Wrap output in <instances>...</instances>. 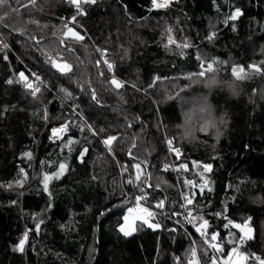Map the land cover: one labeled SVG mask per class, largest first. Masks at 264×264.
<instances>
[{"label":"trees","instance_id":"obj_1","mask_svg":"<svg viewBox=\"0 0 264 264\" xmlns=\"http://www.w3.org/2000/svg\"><path fill=\"white\" fill-rule=\"evenodd\" d=\"M8 5L11 10L0 6V17L9 11L0 19V264H178L177 256L179 264H186L193 240L206 264L214 252L208 248L205 254L207 246L185 220V208L180 207L185 194L194 201L193 214L204 215L210 229L220 233L225 249L232 246L228 233L238 239L239 231L231 225L225 229L226 221L214 213L227 207L229 219L243 222L250 216L254 239L242 250L264 257V73L238 81L235 95L223 85L208 89L200 82H183L194 98L206 96L213 117L224 115L227 120V127L219 125L218 136L210 128L193 143L179 140L177 126L183 117L177 94L172 92L170 100L164 96V83L175 73L198 71L192 69L199 63L197 52L227 62L215 73L221 81H233V63L264 61V0H173L162 9L152 8L151 0H94L82 2L83 15H77L69 0H8ZM235 7L243 15L224 24ZM66 24L84 39L61 45ZM169 27L181 44L187 38L185 55L164 47ZM210 31L216 32L211 41L205 39ZM97 49L107 52L102 57ZM49 57L70 63V72L61 74ZM103 58L114 64V73ZM21 70L41 89L36 97L17 82ZM113 74L123 82L120 89L108 82ZM153 76L162 79L148 88ZM93 90L99 103L92 99ZM65 122L68 131L49 140L51 128ZM106 135L117 136L111 152L103 143ZM165 137L174 138L181 148L179 159L168 151ZM82 148L88 151L80 160ZM24 152L31 157L22 156ZM194 159L213 165L208 172L211 191L205 187L201 192L197 186L192 193L184 185L186 178L200 182ZM61 160L69 167L58 179H50L49 197L43 191V173L55 171ZM135 163L145 170L137 182L131 167ZM181 163L188 164L187 171L176 167ZM20 168L27 173L23 185L7 187L19 178ZM140 189L148 193L142 203L157 213L154 220L162 227H140L138 221L137 231L124 236L117 224L142 194ZM125 195L127 204L122 203ZM13 200L17 203L11 204ZM160 200L163 208L156 206ZM104 209L110 211L100 216ZM25 230L28 239L18 252L13 246Z\"/></svg>","mask_w":264,"mask_h":264},{"label":"snow or ice","instance_id":"obj_2","mask_svg":"<svg viewBox=\"0 0 264 264\" xmlns=\"http://www.w3.org/2000/svg\"><path fill=\"white\" fill-rule=\"evenodd\" d=\"M30 3H34V0H29ZM83 3H94V0H69V3L74 5L77 9V15H83L84 10L81 7V4ZM173 0H151V6L154 9H162V8H167L172 4ZM215 2V0H213ZM0 6H6L11 10V6L8 5V0H0ZM14 11V10H12ZM9 15V11H4L3 17H7ZM243 15L241 7H235L230 15H228L225 20L223 21L224 24H229V21H236L239 17ZM3 17H0L2 19ZM61 19H64L63 17ZM71 21L76 20V16H72L69 18ZM32 23H39V21H31ZM231 28L233 31L236 30V24L232 23ZM14 31H20L19 28H14ZM53 35H56V31H53ZM61 36L64 39H60L59 43L61 45H65L66 40H74V41H82L84 39V36L77 30H75L73 27H69L67 24L64 25V29L61 31ZM216 32L215 31H210L208 32L207 36L205 39L211 41L215 38ZM34 39V37H33ZM170 45H175L177 49H180L179 54L181 56L185 55L184 51L182 49H187L190 47V44L187 41V38H185L184 42L181 44L178 42L174 35H173V29L172 27H169L166 32V40L164 42V47L168 48V50H172L169 48ZM4 48H8V44H3ZM101 53V56L103 57L104 53L107 52V49H97ZM125 54L126 50H125ZM59 56L60 54L57 53ZM196 60L199 62L198 63V71L195 72H188L185 73V78L191 80L193 83L199 81L202 83L206 88L212 89L214 87H219L221 85L227 87L231 92L235 95L236 93V88H235V81H243L247 79L251 74L255 73H264V67L261 65H264V61H261L259 63H249L247 66L243 64H236L233 63L231 64L230 71H231V76L234 78L233 81H221L217 79L215 73L218 70V67L220 64L224 63L226 64V61H220L218 58L213 57L211 59H205L202 57V55L197 52L196 54ZM4 59L7 60L8 57L5 55ZM49 62L51 63L52 67L57 69L61 74H67L70 72L72 65L68 63L67 61H58L56 58L49 57ZM97 65L101 64L100 60H97ZM103 64L107 66V70L110 73H114V64L110 62L108 59L103 58ZM103 75V73H101ZM31 76L35 80H41L40 75H38L36 72H32ZM18 77L19 80L17 81L18 83H22L23 87L25 89H28L30 91L31 96L36 97L37 94L41 91L39 87H37L34 83L33 80L29 79V76L25 74V71L21 70L18 72ZM162 79L159 76H153L152 82L148 84V88H152L153 85L158 81ZM8 83H12V79L9 78L7 81ZM110 85H112L115 89H120L123 87V82L119 80L115 74L111 76V79L108 81ZM134 88L136 87L135 84L132 85ZM190 85L189 84H184L183 88H188ZM65 95H71L68 93L67 89H61ZM143 91V89H140ZM92 99L95 100L97 103H99V100H97L96 93L93 90L91 93ZM165 98L170 100L172 99L171 95H168L167 92L164 94ZM156 103V101H154ZM75 107V105L73 106ZM201 112L206 113V118L204 122L200 125L199 130L203 132L209 131L211 128L212 130L215 131L216 135H219V125H223L224 127H227V120L225 117L221 116L219 117L218 121L217 118L212 116L211 109L207 105H205L202 109ZM47 110L45 109L44 112V119H47ZM131 126V125H129ZM88 128L90 131L93 132V134H96V130L92 129L91 125H88ZM68 131V125L67 122L61 123L58 127H52L51 128V135L48 137L49 140L59 139L62 137V135ZM100 131H103L101 129ZM186 136H191V130L186 129L185 132ZM182 139L184 138L183 136L181 137ZM117 139V136L115 135H106L105 138L103 139V143L108 146V150L111 152L112 148L111 145L113 142ZM72 143V139H68V144L70 145ZM164 143L167 146V149L170 153H173L177 159L181 156V148L179 146L174 145V138H168L165 137ZM135 147V145H133ZM245 147H248V145H245ZM88 151L87 148H82L80 150V155L77 157V159L82 160L85 153ZM22 156L25 157H31V152H24L21 154ZM128 155L131 156L132 152L129 151ZM44 162L41 161V164ZM50 164L54 163L52 161H49ZM192 167L194 169L199 170V177H200V182L197 185L194 180L191 179H185L184 180V185L185 186H192V187H199L201 189V192L205 187H208L209 191H211L210 188V181L205 178V173L211 171L213 165L211 163H203L200 160H192L191 161ZM68 164L66 161L61 160L59 161L58 167L56 168L55 171H46L43 173V178L41 180V183L43 184V191L48 193L49 197H51V192L49 191V181L52 178L58 179L60 176H62L65 171L68 170ZM131 167L135 169V180L136 181H141V176H142V169H141V164L140 163H135L132 164ZM165 169L168 168V165H164ZM178 169L187 171L188 170V164L187 163H181L176 166ZM127 171L128 169H124ZM27 178V173L25 172L24 168L19 169V178L15 179L12 182H9L7 187H11L12 184H15L17 186H22L24 183V180ZM132 178L130 177L128 180V183H132ZM151 187V185H148ZM137 188H139V184L136 185ZM157 188L160 187L159 184L156 185ZM142 192L141 195H136L135 196V204L134 206L127 207L126 210L124 211L123 214V223H118L117 227L121 233H123L124 236H128L131 234V232L137 231V227H134L135 221L139 220L142 222L140 227L147 226L150 229H159L162 227V225L159 222H154V218L157 215L156 212H154L150 207L145 206L142 201L147 199L148 193L144 192L143 189H140ZM184 202L180 204L181 208L186 209V216L185 220L187 223L191 224L192 227L195 229V233L199 234V237L203 240L204 245L207 247L204 249L205 254H207V249L210 248L214 253H219V257L216 255H212L210 259L207 260L206 264H250L251 261H255L256 264H264V257L258 255L255 252L248 253L246 251L242 250V246L245 244L246 241L254 239V229L250 226V221L251 217L249 216L248 218L244 219L243 222H237L235 220L229 219L228 216L226 215L227 213V207H225L222 211H217L214 213V215L217 218H222L223 220L226 221V223L223 224V227L225 229H228L229 226L231 225L235 229L239 230V236L238 239H233V234L231 232L228 233L229 237V243L232 245L231 247L225 249L224 245L220 242L218 237L220 236V233L218 231H213L209 227V220L205 218L204 215L201 214H193V207H194V201L191 198V194H185L183 196ZM11 204L17 203L15 200L10 201ZM122 203L127 204V196L125 195V199L122 201ZM210 203V202H209ZM156 206L158 208H163L164 201H156ZM47 207L51 208L52 204L49 203ZM115 207V205L113 206ZM106 211H110L109 209H104L100 212V216H103ZM174 215H181L180 213H174ZM179 223V221H177ZM63 228L64 225H61ZM35 228L37 231L40 229V223L35 224ZM175 229H173L174 231ZM190 235V234H189ZM28 239V230H25V232L22 234L21 238L19 241L13 246L14 249L18 252H23L24 251V245L27 242ZM186 264H204V262L201 259V256L198 255V249L195 246V241H191L190 247L186 250ZM176 261L180 262V257L175 258Z\"/></svg>","mask_w":264,"mask_h":264},{"label":"rangeland","instance_id":"obj_3","mask_svg":"<svg viewBox=\"0 0 264 264\" xmlns=\"http://www.w3.org/2000/svg\"><path fill=\"white\" fill-rule=\"evenodd\" d=\"M34 2H35V0H34ZM169 48H171L172 50H175L173 48H176V46L170 45ZM192 69L198 70V65ZM188 72H194V71H191V70L181 71V72L179 71L178 73L174 74L175 75L174 78H171V80L166 81L164 83V87L166 89H168V90H164V91L167 92L168 95H171V96H172V92L175 91V93L177 94L176 95L177 99H178L179 103L181 104L183 120H182L181 124H179L177 126V128H178L179 140L185 141L186 144L193 143L194 141L199 140L200 134L206 133V132L199 130L200 125L204 122V120L206 118V113L201 112L202 107L207 105L211 109L212 116L215 115V112L213 111V108L211 107L210 103L207 101L206 96H202L201 98H199V97L194 98V96L192 95L190 90L186 91V88H183V85H184L183 82L190 81L191 83H193L191 80L185 78V73H188ZM197 82H199V81H197ZM197 82H195V83H197ZM235 86H238V81H235ZM169 88H171V89H169ZM190 95H192V96H190ZM221 116L225 117L224 115H219V116H217L218 117L217 121H218L219 117H221ZM59 125L60 124L55 125L54 127H58ZM218 127H219V133H220L219 124H218ZM186 129L191 130V133H192L191 136L185 135ZM50 135H51V133H50ZM182 136L184 137L183 139L181 138ZM213 136L216 137L214 134H213ZM141 169H142V175H143L145 173V170L142 166H141ZM204 175H205V178L207 180H209L210 184H211V179H210V176L208 175V172H206ZM123 214H124V212H123ZM138 221L139 220L135 221L134 227H136ZM154 222H157V221L154 220ZM121 223H123V219H122ZM262 227H264V222H263ZM212 255H215V253H213ZM250 264H256V262L253 260L250 262Z\"/></svg>","mask_w":264,"mask_h":264},{"label":"built area","instance_id":"obj_4","mask_svg":"<svg viewBox=\"0 0 264 264\" xmlns=\"http://www.w3.org/2000/svg\"><path fill=\"white\" fill-rule=\"evenodd\" d=\"M186 179H190V178H186ZM191 180H193V179H191ZM190 188L192 189V193H194V188L195 187L190 186ZM183 214L186 216V214H187L186 213V209L183 210Z\"/></svg>","mask_w":264,"mask_h":264},{"label":"water","instance_id":"obj_5","mask_svg":"<svg viewBox=\"0 0 264 264\" xmlns=\"http://www.w3.org/2000/svg\"><path fill=\"white\" fill-rule=\"evenodd\" d=\"M237 222H239V221H237ZM242 223V222H241ZM251 226V225H250ZM253 229H254V231H255V228H254V226H251ZM238 230V229H237ZM239 231V230H238Z\"/></svg>","mask_w":264,"mask_h":264},{"label":"crops","instance_id":"obj_6","mask_svg":"<svg viewBox=\"0 0 264 264\" xmlns=\"http://www.w3.org/2000/svg\"><path fill=\"white\" fill-rule=\"evenodd\" d=\"M132 233V232H131Z\"/></svg>","mask_w":264,"mask_h":264}]
</instances>
